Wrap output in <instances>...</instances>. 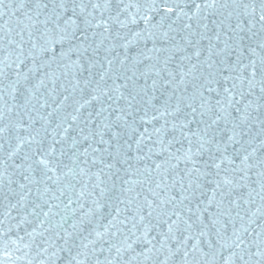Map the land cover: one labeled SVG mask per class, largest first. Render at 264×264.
<instances>
[{
  "label": "snow or ice",
  "instance_id": "1",
  "mask_svg": "<svg viewBox=\"0 0 264 264\" xmlns=\"http://www.w3.org/2000/svg\"><path fill=\"white\" fill-rule=\"evenodd\" d=\"M0 264H264V0H0Z\"/></svg>",
  "mask_w": 264,
  "mask_h": 264
},
{
  "label": "water",
  "instance_id": "2",
  "mask_svg": "<svg viewBox=\"0 0 264 264\" xmlns=\"http://www.w3.org/2000/svg\"><path fill=\"white\" fill-rule=\"evenodd\" d=\"M5 19H7V17H5ZM72 221L71 220H69L68 221V224H70ZM68 224H65V227H68Z\"/></svg>",
  "mask_w": 264,
  "mask_h": 264
}]
</instances>
